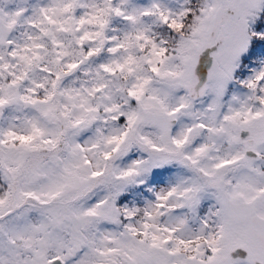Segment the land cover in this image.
Instances as JSON below:
<instances>
[{"label":"snow or ice","instance_id":"1","mask_svg":"<svg viewBox=\"0 0 264 264\" xmlns=\"http://www.w3.org/2000/svg\"><path fill=\"white\" fill-rule=\"evenodd\" d=\"M0 264H264V0H0Z\"/></svg>","mask_w":264,"mask_h":264}]
</instances>
